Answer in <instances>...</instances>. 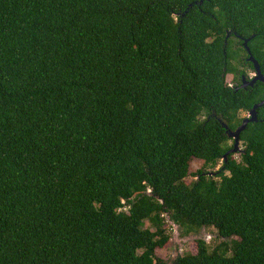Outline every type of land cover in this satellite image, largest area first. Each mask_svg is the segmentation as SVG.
Here are the masks:
<instances>
[{
	"label": "trees",
	"instance_id": "1",
	"mask_svg": "<svg viewBox=\"0 0 264 264\" xmlns=\"http://www.w3.org/2000/svg\"><path fill=\"white\" fill-rule=\"evenodd\" d=\"M199 1L0 0V264H264V0Z\"/></svg>",
	"mask_w": 264,
	"mask_h": 264
},
{
	"label": "rangeland",
	"instance_id": "2",
	"mask_svg": "<svg viewBox=\"0 0 264 264\" xmlns=\"http://www.w3.org/2000/svg\"><path fill=\"white\" fill-rule=\"evenodd\" d=\"M245 72L248 78L254 77V73H252L250 70H246ZM226 80L228 83H231L232 76H227ZM240 117L246 119L248 118V113H241ZM232 144H234L233 139L231 141H228L229 146ZM242 148V144H240V151L242 150ZM234 158L239 161V154H234ZM221 164L222 162H219L217 167L211 170V172L213 173L218 171ZM200 168H202L201 162L195 161L191 164V171H195ZM192 180H194V178L189 177L186 179V183H189ZM164 218L167 221V232L172 240L165 248L158 249L156 251V255L169 264H172V262L176 258L184 256L185 254L196 253V241L198 240H203L211 248L223 241L217 237L214 229L202 228L194 233L186 235L178 225H175L171 221H169V218L167 216H164ZM146 226L148 227V224H146Z\"/></svg>",
	"mask_w": 264,
	"mask_h": 264
},
{
	"label": "water",
	"instance_id": "3",
	"mask_svg": "<svg viewBox=\"0 0 264 264\" xmlns=\"http://www.w3.org/2000/svg\"><path fill=\"white\" fill-rule=\"evenodd\" d=\"M206 0H200L197 5L202 4ZM247 42L248 40L244 41L243 46L248 54V61L253 65L254 67V77L250 82H247V85L252 86L255 82L260 81L264 83V76L260 72L259 65L257 61L253 58L249 48L247 47ZM264 105V100L260 102L259 104H256L253 106V108L249 111L248 113V118L244 119L241 126L236 129L235 132H230L229 136L233 139L234 144L233 148L228 151L224 155V160H227L228 155L230 154H236L240 152L239 145L241 144L240 142V134L244 129L246 128V125L251 122H256L257 120V115H256V110ZM174 224V223H173Z\"/></svg>",
	"mask_w": 264,
	"mask_h": 264
},
{
	"label": "flooded vegetation",
	"instance_id": "4",
	"mask_svg": "<svg viewBox=\"0 0 264 264\" xmlns=\"http://www.w3.org/2000/svg\"><path fill=\"white\" fill-rule=\"evenodd\" d=\"M253 78H248L247 76L246 77H242L241 78V87L245 88L249 85H247V82H250Z\"/></svg>",
	"mask_w": 264,
	"mask_h": 264
}]
</instances>
